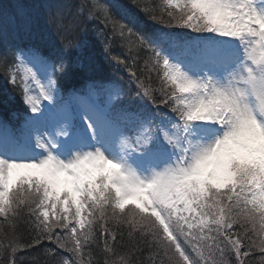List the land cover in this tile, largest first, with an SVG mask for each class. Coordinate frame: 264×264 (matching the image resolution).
<instances>
[{
  "label": "snow or ice",
  "instance_id": "snow-or-ice-1",
  "mask_svg": "<svg viewBox=\"0 0 264 264\" xmlns=\"http://www.w3.org/2000/svg\"><path fill=\"white\" fill-rule=\"evenodd\" d=\"M163 3H58L35 32L0 5V75L27 109L0 126V264L44 241L45 264H264V0ZM92 22L127 79L92 76Z\"/></svg>",
  "mask_w": 264,
  "mask_h": 264
},
{
  "label": "trees",
  "instance_id": "trees-1",
  "mask_svg": "<svg viewBox=\"0 0 264 264\" xmlns=\"http://www.w3.org/2000/svg\"><path fill=\"white\" fill-rule=\"evenodd\" d=\"M104 2V0H102ZM108 3L116 2V0H106ZM120 2H126V0H120ZM154 2L157 4L158 8L160 7V0H154ZM21 4L23 6L22 11L26 13L27 15L33 14L37 16V20H32V30L35 32L38 28L44 29L45 31V25H44V13L46 9L50 5H55L58 3H68L72 6H75L79 3V0H0V5H15V4ZM13 9H10L12 11ZM139 15V14H138ZM30 16V15H29ZM19 27V36L17 38V43L20 45H30L32 43H35L34 40L30 39L27 35L23 24L21 22ZM0 26L6 27L7 32L9 35L14 34L17 29L11 25V24H5L4 21L0 20ZM99 25L95 22L89 23L87 25L88 31L82 35H78L77 39L86 41L85 45V54L91 55L96 58L99 64V70L95 73H92V76L96 79H117L118 74L117 71L113 70V67L109 64L107 60L103 58V43L100 42V40L96 36L95 29L98 28ZM108 39L111 41V37L109 36ZM116 44H121L117 41L112 44V50L116 46ZM46 53L49 51L48 47H44L43 49ZM122 50L124 53H126V49L123 47ZM3 52V47L0 46V53ZM117 55H120V52L115 51L114 52ZM135 54V53H133ZM69 59L74 61L76 57L79 55L78 52L73 50L71 53L68 54ZM142 60H144V54L140 53L139 56L136 58V64L135 66H139L142 63ZM129 64H132L131 59L128 60ZM134 66V65H133ZM143 66V63H142ZM83 79H85V74L80 73L77 70H73L69 72L66 76L61 77L59 79L60 87L64 92H68L73 87H79L82 83ZM5 87L10 91L11 98L15 101V103H8V102H0V117L3 118L8 123H15L18 120V112L22 107V103L19 98V94L14 92L12 90L11 85H8L6 81L4 80V77L0 75V87ZM25 239H29V237H25ZM101 245L103 244V241H100ZM54 248L55 245L50 244L48 241H44L41 245L35 246L31 249H23L21 250L18 255L23 257V260L20 262V264H45V261H50V256L44 255V248ZM93 251H96L95 245L92 246ZM57 253H59V256L63 257H69L68 253H66L63 250L56 249ZM257 261H259L261 254L259 252L255 253ZM87 259V257H85Z\"/></svg>",
  "mask_w": 264,
  "mask_h": 264
},
{
  "label": "bare ground",
  "instance_id": "bare-ground-1",
  "mask_svg": "<svg viewBox=\"0 0 264 264\" xmlns=\"http://www.w3.org/2000/svg\"><path fill=\"white\" fill-rule=\"evenodd\" d=\"M32 20H37V16L33 14H29ZM142 53V52H141ZM143 54V53H142ZM0 87V102H8V103H15V101L11 98L10 91L6 89L5 87Z\"/></svg>",
  "mask_w": 264,
  "mask_h": 264
}]
</instances>
